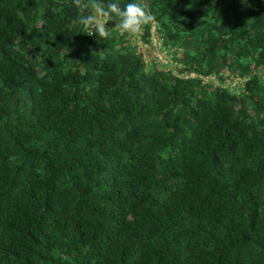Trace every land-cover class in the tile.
Returning a JSON list of instances; mask_svg holds the SVG:
<instances>
[{
    "label": "trees",
    "instance_id": "16d2710c",
    "mask_svg": "<svg viewBox=\"0 0 264 264\" xmlns=\"http://www.w3.org/2000/svg\"><path fill=\"white\" fill-rule=\"evenodd\" d=\"M145 3L0 0V264H264V0Z\"/></svg>",
    "mask_w": 264,
    "mask_h": 264
},
{
    "label": "clouds",
    "instance_id": "9594fccd",
    "mask_svg": "<svg viewBox=\"0 0 264 264\" xmlns=\"http://www.w3.org/2000/svg\"><path fill=\"white\" fill-rule=\"evenodd\" d=\"M74 5L81 13L79 23L83 26V33L107 40L110 36L109 21L114 20V29L121 35L138 36L146 26L156 23L145 0H134L121 7L119 0H73ZM96 54L94 49L90 50Z\"/></svg>",
    "mask_w": 264,
    "mask_h": 264
},
{
    "label": "built area",
    "instance_id": "2783aa9c",
    "mask_svg": "<svg viewBox=\"0 0 264 264\" xmlns=\"http://www.w3.org/2000/svg\"><path fill=\"white\" fill-rule=\"evenodd\" d=\"M136 39H137L136 43L139 44L140 42H139L137 36H136ZM154 41H155V40H154ZM155 45H157V48H158L159 45H160V41L156 42ZM157 48H156V50L153 52L154 55L156 56V59H157V60H160V61L163 62V63H165V61H166V59H165V57H164L165 50H164L163 48H161V49H157ZM190 75H193V74L191 73Z\"/></svg>",
    "mask_w": 264,
    "mask_h": 264
},
{
    "label": "water",
    "instance_id": "95a60500",
    "mask_svg": "<svg viewBox=\"0 0 264 264\" xmlns=\"http://www.w3.org/2000/svg\"><path fill=\"white\" fill-rule=\"evenodd\" d=\"M112 25V20L109 21V26Z\"/></svg>",
    "mask_w": 264,
    "mask_h": 264
}]
</instances>
